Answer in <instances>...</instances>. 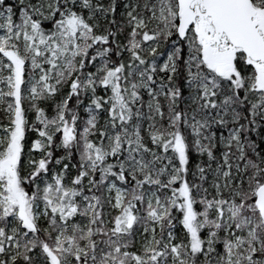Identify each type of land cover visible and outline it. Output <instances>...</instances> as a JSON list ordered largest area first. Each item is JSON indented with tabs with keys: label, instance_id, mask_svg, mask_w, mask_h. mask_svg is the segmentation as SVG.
<instances>
[{
	"label": "snow or ice",
	"instance_id": "6c2138e0",
	"mask_svg": "<svg viewBox=\"0 0 264 264\" xmlns=\"http://www.w3.org/2000/svg\"><path fill=\"white\" fill-rule=\"evenodd\" d=\"M0 264H264V0H0Z\"/></svg>",
	"mask_w": 264,
	"mask_h": 264
}]
</instances>
